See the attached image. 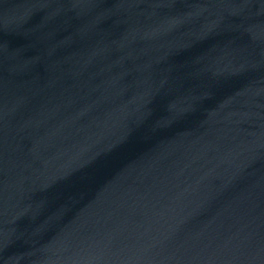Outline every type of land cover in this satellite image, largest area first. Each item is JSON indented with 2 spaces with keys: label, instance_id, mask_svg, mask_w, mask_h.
<instances>
[{
  "label": "water",
  "instance_id": "obj_1",
  "mask_svg": "<svg viewBox=\"0 0 264 264\" xmlns=\"http://www.w3.org/2000/svg\"><path fill=\"white\" fill-rule=\"evenodd\" d=\"M0 264H264V0H0Z\"/></svg>",
  "mask_w": 264,
  "mask_h": 264
}]
</instances>
